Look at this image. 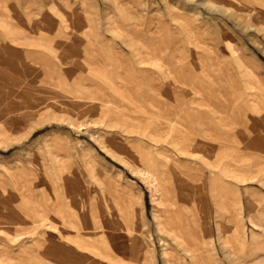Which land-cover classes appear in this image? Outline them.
Masks as SVG:
<instances>
[{
  "label": "rangeland",
  "instance_id": "rangeland-1",
  "mask_svg": "<svg viewBox=\"0 0 264 264\" xmlns=\"http://www.w3.org/2000/svg\"><path fill=\"white\" fill-rule=\"evenodd\" d=\"M0 264H264V0H0Z\"/></svg>",
  "mask_w": 264,
  "mask_h": 264
}]
</instances>
